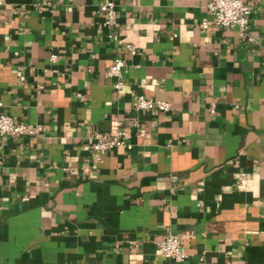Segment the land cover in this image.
<instances>
[{
	"label": "crops",
	"instance_id": "0c3cea01",
	"mask_svg": "<svg viewBox=\"0 0 264 264\" xmlns=\"http://www.w3.org/2000/svg\"><path fill=\"white\" fill-rule=\"evenodd\" d=\"M18 1L0 6V114L42 130L0 138V264H264V0L248 40L201 29L208 0H110V29L103 0ZM111 129L122 145L94 160ZM166 234L190 235L183 261L159 255Z\"/></svg>",
	"mask_w": 264,
	"mask_h": 264
},
{
	"label": "built area",
	"instance_id": "2783aa9c",
	"mask_svg": "<svg viewBox=\"0 0 264 264\" xmlns=\"http://www.w3.org/2000/svg\"><path fill=\"white\" fill-rule=\"evenodd\" d=\"M251 0H208L205 8L210 15V22L202 21L199 24L201 29H206L209 25L216 29L230 30L236 29L238 36L241 39H247V15L249 13L248 4ZM4 0H0V6ZM98 13L102 17V25L106 28H112L116 23V11L114 4L110 0H103L97 5ZM124 52L130 55L134 54L133 49L129 45H123ZM49 61L54 62L55 55H49ZM122 70L123 62L116 57L106 70V76L114 80L113 89L119 90L122 86ZM134 109L137 111L148 112H168L169 104L164 101H153L139 95L134 102ZM209 112H213V105H210ZM41 127L38 125L27 126L23 123L14 121L11 117L0 114V138L6 136H35L41 132ZM126 137V132L123 130L111 129L104 133H95L92 136L91 157L98 160L101 155L108 151H112L122 145L123 139ZM185 238H190V235L181 234H166L154 245L159 255L176 263L183 261L186 254L182 248V242Z\"/></svg>",
	"mask_w": 264,
	"mask_h": 264
},
{
	"label": "water",
	"instance_id": "95a60500",
	"mask_svg": "<svg viewBox=\"0 0 264 264\" xmlns=\"http://www.w3.org/2000/svg\"><path fill=\"white\" fill-rule=\"evenodd\" d=\"M9 2H10V3H12V2H16V3H17V2L25 3V2H27V1L9 0Z\"/></svg>",
	"mask_w": 264,
	"mask_h": 264
}]
</instances>
